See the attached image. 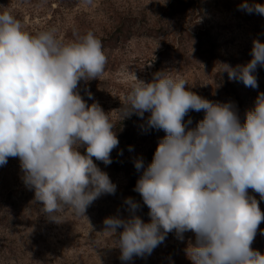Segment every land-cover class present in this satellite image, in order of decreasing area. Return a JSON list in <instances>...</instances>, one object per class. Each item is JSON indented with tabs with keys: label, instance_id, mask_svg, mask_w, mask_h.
<instances>
[{
	"label": "clouds",
	"instance_id": "1",
	"mask_svg": "<svg viewBox=\"0 0 264 264\" xmlns=\"http://www.w3.org/2000/svg\"><path fill=\"white\" fill-rule=\"evenodd\" d=\"M240 8L264 16V4L244 0ZM75 35L66 43L55 28L32 34L11 12H0V167L18 158L23 183L57 223L68 208L86 217L94 201L117 190L93 161L112 163L116 125L78 91L81 81L104 73L107 56L93 31ZM250 55L235 67L219 64L220 73L257 89L264 42L254 39ZM136 80L116 110L120 121L132 115L145 120L149 113L143 130L165 136L149 164L143 157L133 161L141 173L133 190L148 207L149 222L137 214L141 204L132 197L124 201L126 218L103 221L102 233L118 237L120 260L151 255L169 233L183 240L192 232L195 243L186 249L191 264H264V254L252 248L264 212L249 194L264 200V92L241 123L235 103L203 98L182 77L161 71L149 82ZM190 111L205 113L195 128L188 127L191 119L185 122Z\"/></svg>",
	"mask_w": 264,
	"mask_h": 264
},
{
	"label": "rangeland",
	"instance_id": "2",
	"mask_svg": "<svg viewBox=\"0 0 264 264\" xmlns=\"http://www.w3.org/2000/svg\"><path fill=\"white\" fill-rule=\"evenodd\" d=\"M264 4V0H247ZM244 0H0L5 10L18 19L24 30L35 34L56 29L64 42L76 39V33L91 30L101 39L107 56L104 73L78 85L80 95L91 104L98 102L110 120L119 140L111 152L112 163H94L108 173L117 185L114 195H102L87 209L86 217L70 208L53 222L34 201V191L22 180L18 158H9L0 167V264H191L186 256L192 232L180 240L169 233L151 255L120 260L118 237L102 233L106 217H127L125 198L140 202L137 214L149 222V209L133 189L140 174L133 161L143 157L152 161L157 144L165 136L162 130L144 131L145 120L136 115L120 121L118 109L137 80L149 82L153 74L167 71L188 82L186 88L212 102L235 103L241 123L245 113L264 92V67H258V88L245 87L241 81H229L220 73L219 64L232 67L251 59L252 42H264V16L240 8ZM92 93V99L87 93ZM203 111H190L185 122L195 128ZM129 146L132 151H129ZM80 151L84 153V149ZM264 212V200L249 189ZM264 222L259 226L252 248L264 254ZM122 231V229L118 230Z\"/></svg>",
	"mask_w": 264,
	"mask_h": 264
}]
</instances>
